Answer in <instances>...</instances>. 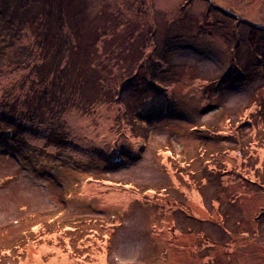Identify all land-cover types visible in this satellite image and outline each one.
Listing matches in <instances>:
<instances>
[{"label": "rangeland", "instance_id": "374dc122", "mask_svg": "<svg viewBox=\"0 0 264 264\" xmlns=\"http://www.w3.org/2000/svg\"><path fill=\"white\" fill-rule=\"evenodd\" d=\"M0 264H264V0H0Z\"/></svg>", "mask_w": 264, "mask_h": 264}]
</instances>
